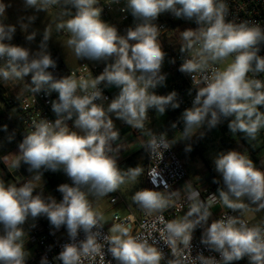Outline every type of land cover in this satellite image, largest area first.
Masks as SVG:
<instances>
[{
	"label": "clouds",
	"instance_id": "obj_1",
	"mask_svg": "<svg viewBox=\"0 0 264 264\" xmlns=\"http://www.w3.org/2000/svg\"><path fill=\"white\" fill-rule=\"evenodd\" d=\"M25 2L46 10L48 5L56 4L58 0ZM66 3L76 11L58 28L70 33L67 44L76 56L97 61L114 58V62L91 80L84 77L77 80L73 76L55 79L47 71L56 67L50 54L42 51L29 59V50L3 42L6 37L12 38L15 27L9 25L5 31V27L0 25V57L9 58L6 67H0V78L4 81L22 79L32 73L33 93L40 92L45 84L58 93V99L51 101L52 111L58 118L54 122L33 121V130L18 146L19 158L13 162V167L26 164L27 171L34 174L36 180H41L44 172L62 171L71 181L70 184L58 185L56 190L62 194L59 202L51 195L45 197L43 192H37L31 181L21 186L0 181V226L4 232L0 235V264H25V252L17 242L24 235L21 226L29 217L36 219L40 216H45L55 229L66 226L72 240L80 230L88 234L79 245L69 243L64 246L57 257L62 264H83L82 258L94 259L98 254L103 258L101 245L92 234V230L102 224L103 216L93 209L82 189L87 188L89 193L98 197L105 196L118 190L126 177L136 180L142 169L130 168L122 173L116 159L109 155L112 151L110 142L115 141L119 133L114 130L113 121L106 115L104 107L94 103L102 95L97 86L106 82L107 86L120 88L107 112L115 113L118 119L134 128L144 127L149 108L163 114L168 105L179 107L174 102L175 91L166 96L148 91L165 80V76L160 74L165 53L158 42V27L153 23L161 14L170 12L176 18L207 25L183 31L185 44L181 46V52L192 50L196 45L199 47L194 58L180 65V72L193 74L203 71L209 61L218 63L235 54L234 61L224 70H214L211 76L203 78L205 86L198 90L193 108L183 113L184 135L199 127L209 113L210 127L219 122L220 116L234 117L229 122V129L233 133L242 132L250 139H255L259 130L264 128V113L258 110V106L264 105V82L246 78L250 72H264V57L258 55V45L264 42V31L259 26L246 23H226L224 3L218 0H127V7L123 10L130 11L142 23L129 28L125 36L119 35L114 25L101 19L102 8L96 6L98 0H66ZM5 9L6 5L0 2V16L4 15ZM34 35L27 38L31 40ZM48 38L46 30L44 40ZM192 78L195 79L194 76ZM78 89L86 94L77 95ZM74 115V127L81 129L83 134L70 130L65 123ZM3 130L7 131L6 125ZM148 146L167 149L169 144L163 138L159 141L153 138ZM214 163L227 189H218L223 205L233 210L245 209L242 198L247 197L257 210L264 209V171L257 169L248 156L228 151L219 154ZM152 183L158 186L155 174ZM198 197V192L191 191L190 199L194 202L185 218L165 225L166 242L174 257L169 264H181L176 258L177 243L190 246L192 232L198 224L207 222L211 216L210 208L217 202L215 194L210 195L206 202H200ZM132 200L148 212L162 210L170 203L162 192L151 189L136 191ZM194 214L197 219L189 220L188 217ZM110 232L114 234L105 239L110 245L108 251L118 264H160L161 252L146 239L131 235L128 227L115 224ZM201 243L219 253L220 260L201 254L197 257L199 264H231L245 257L249 264H264V227H249L237 217L213 221L203 233Z\"/></svg>",
	"mask_w": 264,
	"mask_h": 264
},
{
	"label": "built area",
	"instance_id": "obj_2",
	"mask_svg": "<svg viewBox=\"0 0 264 264\" xmlns=\"http://www.w3.org/2000/svg\"><path fill=\"white\" fill-rule=\"evenodd\" d=\"M226 5L225 22L240 25L246 23L248 26H259L264 31V0H218ZM97 7L102 8L101 19L107 23L113 21L114 13L117 14L120 23L115 20L114 26L123 33H127L129 28H134L137 24L142 23L141 20L135 19L130 11H125L127 7V0H106L104 2L98 0ZM158 27V39L164 36L171 38L179 37L178 30L180 28L198 29L201 27H207L206 24L198 25L195 20H186L183 18H176L170 12L161 14L155 21H153ZM65 33V32H63ZM5 44L10 45L9 43ZM185 44L184 40L178 45V51L172 57L170 66L167 71L161 73L165 77H173L172 85L179 88L177 93V103L179 106L187 110L193 106L196 94L198 90L205 86L204 77L211 76L214 70H224L216 63L208 62V66L203 70L193 74L182 73L179 71L180 65L187 59L195 57V53L199 45L194 46L192 50L181 52V46ZM260 51L258 55L264 57V42L258 45ZM234 61L235 54L230 55ZM8 57H0V67H6L8 63ZM105 69V66L94 63H82L76 68L65 69L64 66L55 68H49L47 71L51 72L55 79L67 76H73L77 80L80 77L91 80L100 75ZM192 76L195 77L193 80ZM247 79H259L264 82V72L255 73L250 72L247 74ZM4 80L0 78V84ZM32 78L27 80L25 87V93L20 99L18 107L19 113L17 122L23 132L27 135L33 130V121L40 122L41 120H47L54 122L58 117L52 111L51 101L58 99V93L51 91L49 85L45 84L42 90L38 93L31 91ZM101 91V98H98L94 103L105 107L110 104L114 98L119 95L120 90L115 91L112 86H107L106 82H102L97 86ZM91 91V89H89ZM50 92V94H48ZM86 93L77 90V95H84ZM259 109L264 111V105L258 106ZM75 115L72 120H67L65 123L68 127L74 128ZM233 117L220 116L219 122L215 126H209L208 121L211 119V114L205 118V124L207 128H219L224 129L228 127L229 122ZM155 138L159 141L163 138L168 142L169 147L164 149L158 147L156 149L150 148L149 142ZM143 151L147 160V167L145 170V183L148 189L162 192L165 197L170 200L168 206L155 213L148 212L145 209L139 207L138 217L131 215L121 216L118 213L113 215V225L122 224L130 229L131 235L137 237L140 240H147L148 243L156 247L162 254L161 264H169L174 259L170 245L166 242L167 233L164 231L167 222L173 221L186 215L190 210L193 200L190 199V192L196 191L199 193V201L206 202L210 195L215 194L217 196V202L210 208L211 216L207 222H201L196 226L192 232V240L189 247L177 243L178 256L176 257L181 261V264H199L197 259L201 254L204 257H214L217 261L220 260L219 253L212 251L206 245L201 243L203 233L207 227L215 220L225 219L227 217H237L242 219L249 227L251 222L246 218L244 212L241 209L233 210L223 205L219 200L220 187L216 184H210L204 189L193 188L191 190H183L182 184L187 180V170L184 162L178 155L177 151L172 147L169 140L161 134L151 135L143 144ZM264 171L263 166L257 168ZM52 172V171H47ZM153 174L158 181V186L152 183ZM17 186H21L25 182H28V178H17ZM227 191V189H223ZM120 201L118 196L111 198L110 203L112 205L117 204ZM189 220L197 219V215L194 214L188 217ZM102 223V222H101ZM25 228V234L21 240L23 246L33 249V256L29 261H25V264H62L57 257L63 250L64 246L69 243H75L79 245L82 241H85L87 235L83 230L78 232L75 240L70 239L68 233H65L67 228L61 226L59 229L52 227L50 222L45 216L37 217L35 221H31L30 217L21 226ZM264 227V226H263ZM2 226H0V235H3ZM92 234H95L97 243L101 245V255H96L93 258H82L83 264H118L113 259L111 253L108 251L110 245L106 241V237L110 236L107 228L101 224L92 230ZM231 264H249L248 258L245 257L239 261H233Z\"/></svg>",
	"mask_w": 264,
	"mask_h": 264
},
{
	"label": "rangeland",
	"instance_id": "obj_3",
	"mask_svg": "<svg viewBox=\"0 0 264 264\" xmlns=\"http://www.w3.org/2000/svg\"><path fill=\"white\" fill-rule=\"evenodd\" d=\"M100 1L104 2L106 0ZM0 2H3L6 5L4 15L0 16V25L5 27V31H7V27L9 25L15 27V32L11 34L12 38L9 40L6 37L4 41L9 44H13L16 41L21 43L25 49L29 50V59L35 58L38 53L43 51L46 54L57 52L63 59L65 65L68 67H74L80 63H94L106 67L108 64L114 62V58H110L107 61L78 58L73 48L68 46L67 41L70 38V33H68L66 29L58 28V25L67 19H70L71 16L75 14L76 10L71 4H67L66 0H58L56 4L48 5L46 10L40 9L39 5L29 6L26 4L25 0H0ZM113 15V19L117 23H120L117 14L114 13ZM114 20L109 21V24L114 25ZM46 30L48 31L49 36L47 41L44 40V34ZM185 30V28H180L177 31L179 36L178 38H171L166 35L163 38L158 39V42L165 53L160 74L167 71L170 66V60L167 58V51L177 49V46L183 41L182 33ZM33 33L35 34L33 39L29 40L27 37L33 35ZM118 34L121 36L126 35L121 31H118ZM42 44L44 45L43 48L41 47ZM232 62L233 60L231 56H229L225 60L216 64L222 69H225ZM137 75H139V73H137ZM11 82L12 85L10 86V90L13 95L18 96L21 92L25 91L27 84V79L25 76L22 79H11ZM150 91H153V89H150ZM258 110L261 113H264V111L259 109V107ZM105 111L107 116L111 114L107 112V109H105ZM113 115H115V113H113ZM160 115L165 117L167 122L172 119L169 114L167 115L166 113H163ZM157 119L160 121V116L157 115ZM79 134H83V132H80ZM221 137L222 135L219 132H216L213 135H210L208 139H203L198 142L197 147L199 148L200 153H196L194 157L200 161L203 168H207L209 173L214 175L216 181H219V183H217L218 187L221 189H226L223 183V178L221 174L216 171L214 163L219 154L228 152L222 147V142L220 139ZM228 139L232 146L230 151L234 150L245 154L253 161L256 168H259L262 166V164H264V128L259 130L255 139L247 138L244 133L239 131L228 134ZM140 162L141 161L138 160V163ZM186 163L187 168L192 171L193 166L190 164L188 159L186 160ZM33 176L34 174L28 177L29 181H31L34 185L36 191L43 192L45 197L51 195L56 200H60L62 197L61 193L58 194L56 192L58 185L62 183H71L69 178L62 171L55 172V187H52L50 184H48V179L44 174L41 180H36L33 178ZM6 182V185L14 184L11 179L7 180ZM142 186H144L145 189H148L144 180L143 172L134 181L127 178L125 183L120 185L118 189L120 191V198H123L124 200H120L115 205L110 203L111 198L115 196V191L109 193L108 195L98 197L93 193H89L87 188H83L82 190L86 192L93 209L102 214V224L107 228L109 234L113 235L114 233H111L110 229L113 227L114 214L118 213L121 216H127L130 213H138L139 206L132 200V197L136 191L141 189ZM242 201L246 205L245 208L250 207V209L246 210L247 218L250 220H255L257 216L264 217V209L257 210V206L251 204L247 197L242 198ZM63 227L66 228V226ZM67 233L68 231L66 230L62 235Z\"/></svg>",
	"mask_w": 264,
	"mask_h": 264
},
{
	"label": "crops",
	"instance_id": "obj_4",
	"mask_svg": "<svg viewBox=\"0 0 264 264\" xmlns=\"http://www.w3.org/2000/svg\"><path fill=\"white\" fill-rule=\"evenodd\" d=\"M81 64L82 63H80L79 65ZM79 65H76L74 67H67L68 69H72L78 67ZM11 85V79L0 84L1 93L5 97L4 100L0 95V181L6 184V181L11 179L14 185L17 186V178L26 177L29 179L28 176L32 175V173H29L27 171L28 166L23 163H21L20 167H13V162L19 158L18 146L25 136L17 122L19 113L18 104L25 91L21 92L18 96H15L11 93ZM112 88L115 91L120 90L119 87H116L114 85L112 86ZM166 88V81L164 80L163 84H157L156 87L153 88L152 93L159 96H166L170 94L166 91ZM174 102L177 103V98H175ZM108 105L105 106V109L108 108ZM191 108H193V106L189 109ZM184 112L185 110L180 106L177 108H172L171 105L166 106L164 113H166L167 115L169 114L173 118L172 120L175 122L168 125L166 118L160 115L155 108H149L147 111V119L144 121V127L142 129L134 128L124 120L118 119L116 114L113 115V113H111L108 118L113 121L114 130L118 131L119 135L115 141L110 142L112 151L109 152V155H112L116 159L117 164L129 157H133L137 163L138 160H140L141 162L138 164L141 165L146 161V156L143 151V144L151 135L161 134L169 140L170 144L177 151L178 155L185 164L188 176L187 180L182 184L183 190H191L195 187L204 189L210 184H216V186L218 187V184L213 182L214 180H216L214 175H211L207 168H203L200 161H198L194 157V155L196 153H200V150L197 147L198 142L203 139H208L210 135H213L216 132H219L223 137L224 131L223 129L219 128H207L204 120V122L199 127L194 128L191 133L185 136V123L182 118ZM157 115L160 116V121L157 119ZM5 125L7 126V131L3 130V127ZM69 129L72 131H77L78 133L83 132L81 129L75 127H69ZM224 130L228 134L232 132L229 129V126L224 128ZM10 136L12 137L11 140H9ZM222 137L220 138L221 140ZM187 159L193 166L192 171L187 168ZM143 189H145L144 186H142L140 190ZM114 195L120 198V191L116 190L114 192ZM60 200H57V202H59ZM120 200L123 201L124 199L120 198ZM157 211H153L152 213H155ZM138 214L139 211L137 214L130 213L128 215L138 217ZM244 214L246 216V211H244ZM185 216L186 215H183L182 217H179L174 221L184 219ZM30 220L35 221L36 219H32L30 217ZM248 220L250 219L248 218ZM250 222L252 226L259 225L263 227L264 217L257 216L255 220H250ZM21 228L25 234V228ZM17 242L20 243L23 247V250L25 252V261H29L33 256V249L23 246V242L21 239Z\"/></svg>",
	"mask_w": 264,
	"mask_h": 264
},
{
	"label": "trees",
	"instance_id": "obj_5",
	"mask_svg": "<svg viewBox=\"0 0 264 264\" xmlns=\"http://www.w3.org/2000/svg\"><path fill=\"white\" fill-rule=\"evenodd\" d=\"M10 45H12V46H21V47H23V46L21 45V43H19L18 41H16V42L13 43V44H10ZM177 51H178V47H177L176 50H172V51H169V50H168V51H167V58H168V60L171 61L173 55H174L175 53H177ZM50 55H51V58L56 62V66H57V67H59V66H64L65 69L67 70L68 67L65 65L63 59L61 58V56H60L57 52H52V53H50ZM25 77H26L27 80H30V79L32 78V73H29V74L26 75ZM61 78H63V77H61ZM57 79H60V78H57ZM172 79H173V77H171V78H169V77H165L166 86H167L166 91L169 92V93H171V92H173V91H175L176 93H178L179 88H176V87H174V86L172 85V83H171V82H172ZM150 89H153V88H149V90H148L149 93L152 92V91H150ZM0 95H1V97L5 100V97L2 95L1 90H0ZM175 98H177V96H176ZM172 119H173V118H172ZM172 119L169 120V122H168L169 125L175 123ZM223 131H224V132H223V137H222V140H221V142H222V147H223L224 149H226L227 151H230L232 146H231V143L229 142V139H228V133H226L224 129H223ZM25 136H26V135H25ZM117 167L120 169V171H121L122 173H123V172H127V170L130 169V168L140 167V168L142 169L143 176H144V180H145V170H146V167H147V160H146L143 164L139 165V164L135 161V159H134L133 157H129V158H127V159L121 161L120 163H118V164H117ZM44 175H45L46 178L48 179V183H49L52 187H55V179H54L55 172H44ZM126 179H127V177H126ZM56 189H57V188H56ZM56 192H57L58 194H60L57 190H56ZM61 199H62V197H61ZM247 209H250V207H249V208H245V209H241V210H242V212H244V211H246ZM172 220L174 221L175 219H172Z\"/></svg>",
	"mask_w": 264,
	"mask_h": 264
}]
</instances>
